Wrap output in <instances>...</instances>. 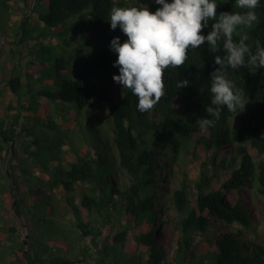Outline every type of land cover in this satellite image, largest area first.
I'll use <instances>...</instances> for the list:
<instances>
[{
	"label": "trees",
	"instance_id": "1",
	"mask_svg": "<svg viewBox=\"0 0 264 264\" xmlns=\"http://www.w3.org/2000/svg\"><path fill=\"white\" fill-rule=\"evenodd\" d=\"M20 1L37 11L45 29L34 37L39 44L24 71L11 68L7 82L0 81V97L9 91L0 111V264L85 263L76 250L84 259L92 250L70 238V213L80 239L91 237L96 264H264V244L247 237L258 220L239 193L256 185L264 196V69L229 71L245 107H223L215 126L202 132L196 121L214 119L205 109L222 48L189 49L183 66L165 70V95L140 112L131 90L112 80L119 69L110 42L122 32L111 30L109 14L121 1ZM136 1L150 12L160 7ZM216 3L217 14L242 11L235 0ZM255 12L251 27L233 33L236 42L247 36L253 52L256 41L264 46V0ZM76 18L91 31L88 39L76 32ZM69 19L70 28L62 29ZM28 20L20 22V42L32 36ZM49 34L62 44H42ZM184 79L189 86L179 89ZM181 159L198 172L196 197ZM176 175L179 186L170 189ZM39 186L43 192L35 196ZM20 217L31 224L27 247L15 225Z\"/></svg>",
	"mask_w": 264,
	"mask_h": 264
},
{
	"label": "clouds",
	"instance_id": "2",
	"mask_svg": "<svg viewBox=\"0 0 264 264\" xmlns=\"http://www.w3.org/2000/svg\"><path fill=\"white\" fill-rule=\"evenodd\" d=\"M235 3L242 11L217 14L216 0H172L171 3L155 0L160 6L155 12H150L143 3L112 7L110 28L119 27L127 37L123 43L119 37L110 42V50L117 57L112 66L119 69V75L112 77L113 82L131 90L138 99L136 107L140 112L149 111L165 95V70L169 66H183L189 49L207 43L210 52L217 53L222 48L224 55L214 56L218 67L210 73L212 98L205 111L207 117L214 119L199 118L196 124L203 132L215 126L223 107L229 112L243 110L244 93L228 78L229 71L247 66L255 71L264 69V46L256 41L253 52L246 43L247 36L238 42L233 40L238 26L251 27L258 20L255 9L260 6V0H235ZM209 21H214L211 31L203 35ZM188 86L187 79L177 84L179 89Z\"/></svg>",
	"mask_w": 264,
	"mask_h": 264
},
{
	"label": "rangeland",
	"instance_id": "3",
	"mask_svg": "<svg viewBox=\"0 0 264 264\" xmlns=\"http://www.w3.org/2000/svg\"><path fill=\"white\" fill-rule=\"evenodd\" d=\"M119 1H121L120 2L121 6H117V7H129V6L138 5L136 0H119ZM26 16H29V20H28L29 24L27 25V27L29 29V32H31L32 36L27 41L25 40L23 42H20L19 41L20 36H18L20 35V33L18 29L20 27V22L24 20ZM72 22L73 23L75 22L77 24V27L75 28V30L77 33L82 35L84 40L88 39L90 37V34L92 36L91 31L89 33V31L84 28V26L80 23L79 18L73 19ZM70 24H71V21L69 19L64 23L62 29L70 28ZM43 28H44V24L38 21V15H37L36 10L31 12V10L25 7L24 4H22L20 0H10L7 3L4 2L3 0H0V81L1 82L3 83L7 82L8 77L10 75L11 68L19 72L24 71L25 66L27 65V61L30 59V54L32 50L35 49L37 45L39 44V41L34 40L35 39L34 37L38 35L39 32ZM60 28L61 26L56 27V28H49V30L56 31ZM115 37H119V39H121L124 37V34L117 33ZM80 39H81L80 37L79 38L77 37V40H80ZM40 40H41V43L44 45L62 44V41L60 40V38L57 35H53V34L44 36ZM62 47L66 48L64 45H62ZM67 49H70V47H68ZM7 94H9L8 89L6 88L3 89L1 92V97H0V111H3L6 108V102L8 100ZM58 120L59 119H57V121ZM232 122L235 123V120L233 119ZM3 153L4 155L7 156L6 151H4ZM250 154L256 161L259 160V157L256 156L251 151H250ZM201 157H203V155H201ZM180 162H181V167H184L187 169V175H186L185 181L187 184H189V187H190L188 188L189 189L188 191L190 192V194H192L191 195L192 197H196V188L194 186L193 180L198 177L197 176L198 172L194 169V165L192 164L190 160L181 159ZM178 180H180V176L176 175L173 181L169 183L170 189H176L179 186ZM217 183L218 181L215 180L213 185L217 186ZM118 185L120 186L121 182H119ZM42 192H43L42 186H39L33 189V193L35 196H40ZM163 193L165 192H161L159 194L160 198H163L162 196ZM239 193L241 194V197L243 199H246L247 202H249L252 205L253 211L258 220V226L255 228L254 231H248L247 237L257 238L264 244V196L258 193L256 185H254L251 188H245L243 191H240ZM0 194H1V191H0ZM124 223H125V219H123L120 225H124ZM15 225L17 226V229L20 232L21 240L26 241L25 247H27L28 239H29L28 233L31 230L30 222L27 219L20 217L15 221ZM114 226L117 227L118 225L116 224ZM235 228L236 227H234L233 229L235 230ZM75 230H76L75 220L73 218L72 213H70V238H74V240H78V245L81 249L86 250L87 248H89L88 251H90V249L92 250L91 256L85 259L80 257V254H77L79 253L80 250H76L75 253H76V256L78 255L77 256L78 260L86 261L85 263H82V264H96L94 260V256H95L94 252L96 248L93 246L91 237L80 239L79 233L76 232ZM104 231L105 229L103 230L102 236H99L98 240H100L104 236ZM168 233L172 237L173 231L170 230ZM194 237L195 239H199L201 238V235L198 234Z\"/></svg>",
	"mask_w": 264,
	"mask_h": 264
},
{
	"label": "water",
	"instance_id": "4",
	"mask_svg": "<svg viewBox=\"0 0 264 264\" xmlns=\"http://www.w3.org/2000/svg\"><path fill=\"white\" fill-rule=\"evenodd\" d=\"M23 244L26 245V241H23Z\"/></svg>",
	"mask_w": 264,
	"mask_h": 264
}]
</instances>
